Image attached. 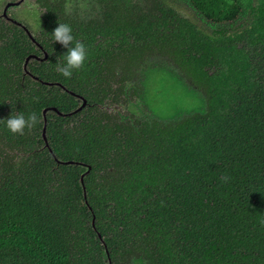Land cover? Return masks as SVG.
<instances>
[{"label":"trees","instance_id":"obj_1","mask_svg":"<svg viewBox=\"0 0 264 264\" xmlns=\"http://www.w3.org/2000/svg\"><path fill=\"white\" fill-rule=\"evenodd\" d=\"M45 1L43 51L0 27V119L41 117L0 124V264H264V0ZM59 23L89 49L71 79ZM159 66L206 106L158 117Z\"/></svg>","mask_w":264,"mask_h":264},{"label":"rangeland","instance_id":"obj_2","mask_svg":"<svg viewBox=\"0 0 264 264\" xmlns=\"http://www.w3.org/2000/svg\"><path fill=\"white\" fill-rule=\"evenodd\" d=\"M32 2L33 0H28V5ZM3 7V0H0V11ZM179 8L188 17H193V11L186 5ZM20 9L14 12L19 14ZM145 87L142 101L164 120H175L182 117L181 114L198 111L206 106L205 96L201 92L190 87L163 66L156 67L148 73ZM134 99L139 101L137 96H134ZM141 107L143 108V105ZM134 111L139 112L138 109Z\"/></svg>","mask_w":264,"mask_h":264},{"label":"clouds","instance_id":"obj_3","mask_svg":"<svg viewBox=\"0 0 264 264\" xmlns=\"http://www.w3.org/2000/svg\"><path fill=\"white\" fill-rule=\"evenodd\" d=\"M50 34L53 41L67 49L63 54L64 63H57V70L63 77L71 79L74 73L81 70L87 63L89 49L76 38L73 27L69 23H59ZM40 123L41 117L35 111L17 112L14 110L7 118L0 119V124L10 133L19 135H23L26 129L31 131Z\"/></svg>","mask_w":264,"mask_h":264},{"label":"flooded vegetation","instance_id":"obj_4","mask_svg":"<svg viewBox=\"0 0 264 264\" xmlns=\"http://www.w3.org/2000/svg\"><path fill=\"white\" fill-rule=\"evenodd\" d=\"M52 3L51 9L55 6H60V2L64 1V4L69 7L70 1L73 3L75 0H49ZM4 7L0 11V27L1 23L15 24L22 28L29 37L37 44L41 51L42 46L37 42L35 36L41 29L42 24H44L47 15L50 13L46 7L45 0H33V2L28 5V0H3ZM21 8V9H20ZM20 9L19 14L14 11ZM69 10V9H68ZM59 16V15H58ZM35 31V32H34ZM46 51L44 50V53ZM33 55L27 56V59L31 58Z\"/></svg>","mask_w":264,"mask_h":264},{"label":"water","instance_id":"obj_5","mask_svg":"<svg viewBox=\"0 0 264 264\" xmlns=\"http://www.w3.org/2000/svg\"><path fill=\"white\" fill-rule=\"evenodd\" d=\"M85 102H86V100H84L83 104H85ZM44 112H45V111H44ZM83 176H84V174H83Z\"/></svg>","mask_w":264,"mask_h":264}]
</instances>
